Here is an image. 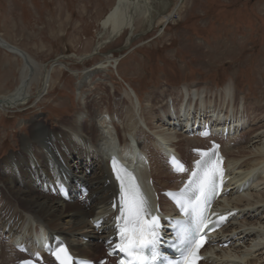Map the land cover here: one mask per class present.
<instances>
[{
	"label": "bare ground",
	"instance_id": "6f19581e",
	"mask_svg": "<svg viewBox=\"0 0 264 264\" xmlns=\"http://www.w3.org/2000/svg\"><path fill=\"white\" fill-rule=\"evenodd\" d=\"M180 5L168 12V2L163 0H115L101 20L95 47L99 49L101 44L126 30L130 34L129 43L135 29H144L155 17L163 29L174 13H178ZM3 43L4 49L25 58L19 56L23 63L18 84L11 92L0 94L1 112L20 108L32 97L39 100L49 92L54 67L41 65L44 68L40 72L37 62L27 52L0 36V44ZM105 62L99 61L81 71L79 93L86 94L89 90L90 94L78 103L70 118L62 120L58 127L49 128L35 116L29 133L20 135V149L0 159V264H15L16 259L25 257L13 249L16 240L30 252L39 248L38 244L44 241L38 234L39 225L45 227L49 240L61 237L76 255L94 259L102 246L97 240L106 238L110 230L109 199L116 192L109 174L110 154L133 167L142 186L146 185L145 179L152 178L154 191L175 188L179 184L175 181L177 176L162 165V160L172 150L184 160L183 151L204 147L207 140L189 137L186 130L189 125L203 121L215 128L227 127L230 132L223 141L222 151L227 158L225 167L231 192L218 207L238 212L217 235L216 245L206 248L208 257L201 264H264L263 106L238 97L231 81L221 91L197 83L186 84L184 91L170 89L161 96L151 90L143 102L132 87L135 102L128 92L121 97L116 95V89L108 97L102 96L101 85L86 87L94 76H101L108 65ZM37 75H40V87L33 94L31 86ZM209 94H215L219 104ZM113 135L118 143L114 142L115 138L112 140ZM142 155L149 161L148 166L139 159ZM192 158L189 155L188 161ZM62 181L68 182L72 191L77 189V184L88 186L89 202L74 198L66 202L51 195L48 184ZM163 209L169 210L168 206ZM102 218L101 228L95 229L92 222ZM85 238L88 240L84 241ZM225 241L230 244L220 247Z\"/></svg>",
	"mask_w": 264,
	"mask_h": 264
},
{
	"label": "rangeland",
	"instance_id": "374dc122",
	"mask_svg": "<svg viewBox=\"0 0 264 264\" xmlns=\"http://www.w3.org/2000/svg\"><path fill=\"white\" fill-rule=\"evenodd\" d=\"M163 1L168 12L181 4L165 28L155 17L151 25L149 21L144 29H135L129 43L126 30L97 49L101 20L115 0H0V36L27 52L40 72L42 66L54 65L42 99L34 96L20 108L0 111V159L20 149L21 136L29 133L35 116L49 128L70 118L90 94L79 93L82 72L99 61L108 65L86 89L101 85L102 96L116 89V95L128 92L135 102L132 87L143 102L151 90L161 96L197 83L221 91L231 81L238 97L264 108V0ZM22 63L0 46V94L18 84ZM40 82L37 75L32 93ZM208 96L219 104L215 94ZM183 152L188 159L189 150ZM102 255L99 249L95 258Z\"/></svg>",
	"mask_w": 264,
	"mask_h": 264
},
{
	"label": "snow or ice",
	"instance_id": "6c2138e0",
	"mask_svg": "<svg viewBox=\"0 0 264 264\" xmlns=\"http://www.w3.org/2000/svg\"><path fill=\"white\" fill-rule=\"evenodd\" d=\"M204 157L211 158L214 152H205ZM219 161L217 160V163ZM197 165H207V159L196 161ZM115 171V170H114ZM218 172V169L213 168L211 170H205L203 177L201 178L197 172H193V179L190 181L186 191L199 192L193 202L194 210L201 203L206 204L210 194L214 190V182L212 177ZM118 183L120 184V204L119 210L121 215L117 217V220H123L124 226L118 225L120 233V239L124 243L118 245L121 251L131 252L133 249L143 248L147 244L155 243L160 237L157 233V220L156 216H152L151 220L147 219L148 212L145 202L142 199H138L137 196L132 193L130 187H126L125 178L117 176ZM131 194V195H130ZM183 207V204H181ZM187 211V209H185ZM135 224L140 227L142 235L139 240L136 241L132 236L129 235V228L127 225ZM204 243V237L201 236L196 242V248H199ZM60 251H63L61 249ZM185 264H196V253L195 250L185 260Z\"/></svg>",
	"mask_w": 264,
	"mask_h": 264
},
{
	"label": "water",
	"instance_id": "95a60500",
	"mask_svg": "<svg viewBox=\"0 0 264 264\" xmlns=\"http://www.w3.org/2000/svg\"><path fill=\"white\" fill-rule=\"evenodd\" d=\"M20 56H21L22 58H25V57H23V55H22V54H21Z\"/></svg>",
	"mask_w": 264,
	"mask_h": 264
}]
</instances>
